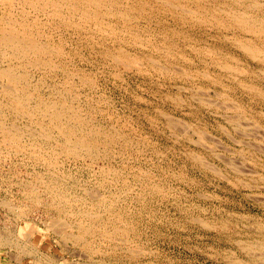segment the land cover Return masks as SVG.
<instances>
[{"label": "rangeland", "instance_id": "1", "mask_svg": "<svg viewBox=\"0 0 264 264\" xmlns=\"http://www.w3.org/2000/svg\"><path fill=\"white\" fill-rule=\"evenodd\" d=\"M262 2V9H264V0H262ZM42 16L43 15L41 14L39 15L40 18H45V16ZM172 18L173 17L168 15H157L153 19L151 18V20L142 18L137 25L146 30L145 34L144 32L142 33V31L141 34H144L145 36L149 35L152 37V39L149 37V40L155 39V41H157V39L159 41L160 36L165 33L163 30H167L168 37H171L173 34L172 31L168 29L173 28L181 31L179 34L180 37L178 39L174 38L179 45L173 46L172 49H182L185 56L191 61L187 60L185 56H176L175 64H172V66H178L173 67L176 69H180V66L182 67V70L189 65L188 67L191 69L189 70L188 67L185 69L189 70L190 73H193L191 75L188 72L186 77L182 74L176 75L175 77L169 76L170 79L165 75V77H162L163 75L156 77H154V75L152 77L138 73L133 69L127 70L122 66L108 64V62H106L101 56L100 48H94V45H91L92 41L89 37H86L85 34H83L84 36L79 35L84 38L79 36L78 38L75 34L62 32L63 35L59 39H62L63 42L60 44H63V52L66 51L67 53L65 52L61 61H66L65 63H68L70 66L68 68L70 69H78L79 72H75L74 74L71 73L69 77L71 76L70 81L75 83V87L78 89L79 93L77 95L78 97H75L74 94L71 93L75 87L73 86V88L70 89L65 84L64 86H66V90L61 88L62 94L60 92L56 94L61 96L67 95V98L82 106L84 113L87 110L86 105L87 108L91 107L88 110L90 111L91 116L94 115L91 118L92 122L99 123L105 128L114 129L115 127V130L118 131L120 135L124 136L127 145L120 146L121 144L119 143V145L117 144L115 146V149L110 148L108 150L110 158L108 161L106 160L105 167H112L113 169L115 168L114 170L118 171L121 170L124 179L126 178L128 182L127 186H129L130 190H128V192L121 189L123 186V177L122 180L119 178L117 181L114 178L110 179L107 174L101 175L99 171L97 172L96 170L98 169L99 164L102 163L101 161L96 164L95 162H92L93 164L90 163V165L88 164V160V162H86L83 159L72 160V158L68 159L62 157L63 159H60L61 166L59 163L58 166H54L56 170L50 169L49 171L46 166L39 162L35 165V163H31L30 160L23 159L21 153L17 155L13 154L4 159L1 158L0 199L4 200L6 198L5 200H13L14 207L13 209H9L7 206L0 204V235L3 233L2 235L4 237H9L11 239L9 244H2V246H0V264H233L234 262V264H248V257L250 256L245 250L239 251V239H241V241L249 242V240H254L253 238H255L254 245L262 244V242H264V231H262L264 230V153L261 152L262 149H264V118L263 116L262 118L260 116V112H264V102L259 95H256L257 93L255 94L253 91H250V89L248 90L246 86L244 87L245 89L242 88L243 84H240V81L238 82V80H245L246 83H248L247 85H250L249 82H251V84L254 83L253 85H257L256 87L258 88L260 87L264 94V74L256 71L257 73H255L256 75L253 77L254 73H249L250 70L246 72L247 68H254L256 63L254 60L250 59V57L245 56V54L239 50L240 48L234 45L235 43L233 42H235V40L232 34H230L231 31L228 33L232 38L229 34H227V36L223 35L226 34V31L221 34L220 30H213V28L209 26L206 27L203 24H193L192 26L191 24L182 23L183 25L181 26L180 21H176ZM133 24H135V22H133ZM153 28L154 31L152 30ZM149 30H152V34ZM50 33L53 34L52 39L57 42V40H59L58 36L61 33L55 30H52ZM155 33L157 34L156 38L154 37ZM182 35H185V38ZM219 35L222 38L218 37ZM146 38L142 39L143 41L141 40L140 42L148 44L147 42L149 40H146ZM133 41L125 38V40L118 43L121 44V42H123L122 45L131 52L157 54V49H153L149 46L140 47L137 44H134L136 47H132L133 43L139 42V40ZM105 43L110 44L113 43V41L108 39ZM183 43L195 44V48L198 50L202 48L207 51L208 48L214 47L216 51H221L222 54L215 55L216 57L214 54L213 56H209L208 54L207 56H204V54L199 56L197 54L194 55L193 51L195 50L190 48V46L186 45L181 48ZM70 45L72 47H70ZM202 49L201 51H203ZM73 51L76 52V54L78 53V55ZM223 52H230L235 55L236 58H239V60L234 61L233 59L232 61L231 59L229 61L230 57L228 55L226 56ZM208 56L209 58H207ZM218 56L219 59L217 58ZM226 57H229V59H226ZM213 58L221 60V63L229 65L233 64L234 68L236 67L238 71H231L230 69L223 71L225 68L219 69L216 63L211 61ZM223 58L229 62H225ZM182 59H186V61ZM203 59L205 60V63H203ZM209 62H212L211 65ZM234 62L237 63L235 64ZM237 64L239 65L237 66ZM241 64L246 68L244 69L245 72ZM195 68L197 70H195ZM201 69L207 70L211 77L205 76L204 79V77H202L204 75L201 74V72L203 73V70ZM196 71H199L200 74L197 72L198 74L195 75L194 72ZM227 71L232 72V75ZM46 73L47 74L42 78L43 82L40 85V93H44L45 95L49 89L48 87H52L55 84L57 88L60 86V83H63L62 79H64V74L61 73L60 70L51 73L46 71ZM189 75L191 76L189 77ZM249 75H251L250 79ZM80 76H91L92 78H90L92 80L90 85L80 83L82 78ZM177 76L179 78H177ZM47 78H49L50 81ZM216 78L220 79V83H223V85H221ZM178 85L180 87H178ZM197 91L200 92L197 93ZM223 92L225 93L224 95L227 94L228 96H224ZM220 93L222 97L217 95ZM68 94L70 96H68ZM176 95L181 97H178L181 99L180 101H177L178 98ZM193 95L202 96V100L203 98H206L207 100L205 99V101H207L208 104L204 100L205 103L202 102L201 99L200 101L197 100L198 98L196 99V96ZM193 97L195 98L191 99ZM226 101L228 102L226 103ZM216 104L218 105L216 106ZM222 104L224 106L228 105L229 108L227 106H225L227 108H224ZM230 115H233L234 117H230ZM232 117L233 119L230 120L232 122H230L229 119ZM235 117H238V122H240L241 125L243 124L244 127L249 125L248 128L250 126L251 128H247L245 131L244 129L235 128L233 125L235 124L233 121L237 120ZM172 119L176 121H174L175 123L178 122V126L175 124V126L172 127L168 124L169 120L171 121ZM21 121L22 120H17V123L20 124ZM166 125L169 126L166 127ZM199 130L204 132L202 140H198L199 136H197V134L199 133ZM185 131H187L186 135L184 133ZM51 145L52 144H50V146ZM258 145L261 147V151H259ZM207 146L209 147L207 148ZM195 156H200L202 161L199 158L198 161L200 162L198 163ZM230 162L231 164H229ZM204 163H207L208 165H205ZM232 163L235 164L233 165L234 167L230 166ZM31 178L32 180H30ZM106 179H109L110 181H106ZM147 179L150 182L147 181ZM28 182L31 183L29 184ZM144 182L149 184L147 185V188L145 187L147 191L144 189L141 196L140 192L143 189L142 186ZM23 183L26 186H24ZM44 183L50 185L49 190H52L50 192L56 193L54 191L56 188L58 192L65 189V196H68V199L71 197V201L75 202V204L73 203L74 208L78 205V202L84 200V198L85 201L89 199L87 197L89 194L87 195L85 189L90 190L92 188L90 191H103L102 193L108 192V194L114 192L113 198H116V207L120 209L122 218L125 220H127L126 218H129L125 221L128 224V228H130L129 231L133 229L131 231L133 232L132 234L131 232L128 233V236L130 237H127L129 241L126 247H128L130 243H132V246L135 244L134 248L139 250L140 253L136 256L138 259H136V257L133 258L132 255L126 253L125 245L120 241L112 242L97 236H90L91 238L89 237V241L93 242H90V246L95 250L100 248V251L97 250V252H95L88 248L89 246L87 245L83 246L79 243L81 245L79 246V244L73 243L70 239L65 240L60 235L59 231L54 229L55 227L53 224H50V222H52V219L50 218L59 214L63 216V214H61L56 207H54V209H52L53 206L48 207L47 204L48 202L50 203L51 197L49 198L50 192L48 191L47 193L45 191ZM51 183L54 185L52 186ZM152 184H154V186ZM37 185L39 188H37ZM21 186L31 190L33 189L32 187H34L33 190L34 192L37 190V194L33 193V196L31 194L27 196V190L21 189ZM82 186L85 188L83 189ZM155 186L160 187L161 189L163 187L164 191H161L163 192L161 193L163 196L155 192ZM115 187L118 192L120 191L122 194L120 192L118 193ZM33 197H37L36 199H39L42 202H35L34 205H32ZM17 207L19 208L17 209ZM101 215L105 216L103 211H101ZM65 217V220L69 219L68 216ZM130 218L132 220H130ZM196 220L199 221L197 222ZM26 225L30 229H28ZM205 226H208L209 228ZM260 226L263 227L260 228ZM33 228L34 230H32ZM51 229L53 231H51ZM254 234H256V236ZM93 239H95L96 242ZM101 239L103 241H101ZM63 240L65 241L63 242ZM133 241H135V243ZM106 243H108V245ZM115 243H119V245ZM11 244L13 246H11ZM92 244L94 245L92 246ZM97 246L99 247L97 248ZM25 248L28 250L26 251ZM110 249L112 253L110 252ZM34 251H36V253ZM254 252L259 253L260 250L257 249ZM116 257L117 259H115ZM258 259L260 260L259 262H263L262 264H264L263 257Z\"/></svg>", "mask_w": 264, "mask_h": 264}, {"label": "bare ground", "instance_id": "2", "mask_svg": "<svg viewBox=\"0 0 264 264\" xmlns=\"http://www.w3.org/2000/svg\"><path fill=\"white\" fill-rule=\"evenodd\" d=\"M262 6H263L262 0H0V159L1 158H3V159L8 158V157L12 156L13 154L17 155V154L21 153L23 156L22 157L23 159L30 160L31 163H35V165L37 162H39V163L43 164L44 166H46L49 171H50V169L56 170V168H54V166L59 165V163L61 161L60 159L62 157L63 158L66 157L68 159L72 158V160L73 159H83L86 162L89 161L88 164H90L92 162L93 163L95 162V164H96V163H99V161H101L102 163L99 164V166L97 164V166H98V169L96 170L97 172L99 171L101 175L107 174L110 179L114 178L117 181L119 178H121V180H122V177L124 179V176H123L121 170L118 171V170H114L115 168L113 169L112 167H108V168L105 167L106 160L108 161V159L110 158V154H108V150L110 148L115 149V146L117 144L119 145V143L121 144L120 146L125 145V144L127 145V141L124 139V136L120 135V133L115 130V127H114V129L113 128H105L102 125H100L99 123L92 122L91 118L94 115L91 116V113L88 110L89 108H91V107H89L91 104L88 106L89 108H87V105H86L87 110L84 113V109L82 108V106H80L77 103H74L72 100L67 98L66 97L67 95L61 96V95L56 94L58 92H60L62 94V89L64 90L66 88V86H64L65 84L70 89H72L73 86L75 87L76 85L73 81L72 82L70 81L71 76L69 77V75L71 73L74 74L75 72H79L78 69L68 68L70 66L68 65V63H65L66 61H64V60L61 61V58L64 56V54L66 52L65 50H64L65 52H63V48H62L63 44H60L63 41H62V39H59L63 35L62 32H66V33L68 32L71 34H75V36L77 35V37L79 35L85 34L86 37H89L90 40L92 41L91 45L93 44L94 48L95 47L100 48L101 56L103 57V59H105L106 62H108V64H113L115 66H122V67H124V69H127V70L133 69L134 71H136L138 73L148 75V76H152V77L154 75H155L154 77L159 76V75H163L162 77H165V76L175 77L176 75H181V74L185 75L184 77H186L188 75L189 70L191 69L188 67L189 65L187 66L189 68V70L185 69L187 67H185L181 70L182 67H180V66H179L180 69L173 68L175 65L172 66V64H175L174 62L176 61L175 60L176 56L177 57H184L185 56V53L183 52L182 49H181L182 51L172 49L173 46L179 45L178 42L174 40V38L178 39L180 37L179 34L181 31H179V29L178 30L173 29V28L168 29L166 27L168 30L172 31V33H173L172 35H174V34H177V35H174V36L171 35V37L170 36L168 37L167 30L166 31L163 30V32H165V33L162 34V36H160L159 41L157 39V41H158L157 42V41H155V39L149 40L150 38L152 39V37L149 35L145 36L144 34H145L146 30L142 29L143 27L140 28L137 25V23H139V21L142 18H146V19L151 20V18L153 19L157 15H165V16L168 15V16L173 17L172 19H175L176 21H180L181 26L183 25L182 23L191 24L192 26H193V24H198V25L203 24L206 27L209 26V27L213 28V30H216V31L220 30L221 34L223 32L225 33V31H226V34H223L224 36H227V34H229L228 32L231 31L230 34H232V36L234 37V40H235V42H233V43H235L234 45L237 46L238 48H240L239 50H241L242 53L245 54V56L250 57V59L255 61L256 64H255L254 68H257V69H254V68L248 69L247 68V71H246V72H248L250 70L249 73H251V74L254 73L253 77H255V75H256L255 73H257L256 71H259L260 73L264 74V9H262L263 8ZM40 14L45 16V18H40L39 17ZM133 22H135V24H133ZM149 22H147V23H149ZM166 28H164V29H166ZM202 28H204V27H202ZM211 28H209V29H211ZM52 30L53 31L55 30V31L61 33L58 36L59 40H57V42L52 39L53 34H54V32H53V34L50 33ZM152 30L154 31V28ZM141 31H142V33L144 32V34H141ZM156 33L154 36L155 38L157 37ZM151 34H152V32H151ZM160 34H158V35H160ZM57 35H58V33H57ZM247 35H250V36H247ZM83 36L82 37L79 36V37L84 38ZM182 36L184 37L185 35H182ZM172 37H173V40H172ZM218 37H220V35ZM230 37H231V35H230ZM125 38L130 39V41L139 40V42L133 43L132 47H134V46L136 47V45H134V44H137L140 47L149 46V47H152L153 49H157L156 50L157 54L154 55L153 53H146V52H133V51L131 52L124 45H122L123 42H121V44L118 43L120 41L125 40ZM145 38H146V40L147 39L149 40L147 42L148 44H145V42H144V44L142 42H140L142 39H145ZM220 38H222V37H220ZM108 39H111L113 41V43L106 44L105 41ZM228 39H229V37H228ZM114 42L117 44H115ZM230 42H232V41H230ZM124 44H125V42H124ZM186 45L190 46V48H193L195 50V51L192 50L194 52V55L197 54L199 56V55L204 54V56H207V54H208L209 56L210 55L213 56V54H214V56H215V55H218L220 53L222 54L221 51H218V50L216 51L214 47L208 48L206 51V49L203 50L199 46L203 50V51H201V49L198 50L195 48L196 47L195 44L193 45L190 43H188V44L183 43L181 48H183ZM232 46H233V44H232ZM70 47H72V46L70 45ZM199 47H197V48H199ZM145 48H147V47H145ZM151 50H150V52H151ZM74 53L76 54V52H74ZM68 54H69V52H68ZM173 54H177V55H173ZM224 54L226 56L228 55L230 57V59H229V57H226V59L228 58L229 61L231 59H232V61H233V59H234V61L239 60V58H236V56L230 52H226ZM76 55H78V53ZM209 56L207 58H209ZM185 58L187 60H189L188 57L185 56ZM217 58L219 59V56ZM186 59H182V60L186 61ZM216 59L213 58V59H211V61L213 63H216V65H217V67H219V69L225 68V70H223V71H226V69H230L231 71L232 70L238 71L236 67L234 68L233 64L229 65L226 63H221L222 62L221 60H216ZM224 59L225 58H223V60ZM189 61H191V60H189ZM208 61H210V60H208ZM224 61L227 62V60H224ZM192 62H193V60H192ZM192 62H191V64H192ZM203 63H205V60L203 61ZM211 63H210V65H211ZM238 65L239 64H237V66ZM241 66H242V64H241ZM175 67H178V66H175ZM244 69H246V68L243 67V70ZM57 70L58 71L60 70L61 73L64 74V76H63L64 79H62L63 83H60V86L58 85L59 87H57V88H56L55 84L52 87H48L49 88L48 91L46 92V90H45L46 95L44 93H40V85L43 82L42 78H44V76L47 74L46 71H48V73H51V72H55ZM178 70H180V71H178ZM195 70H197V69L195 68ZM201 70H203V73L201 72V74L204 76H202V75H200V76L204 77V79H205V76L211 77L210 73L207 70H205V69H201ZM243 70H241V71H243ZM229 71H227V72H229ZM197 72L199 73V71L194 72L195 75L198 74ZM227 72H225V73H227ZM244 72H245V70H244ZM192 73L193 72H191V73L189 72V74H191V75H192ZM229 73H231L230 75H232V72H229ZM81 74H82V72H81ZM222 74H224V73H222ZM235 74H236V72H235ZM77 75H79V74H77ZM191 75H189V77ZM80 77H82V76H80ZM83 77L81 78L80 83L90 85L92 77L91 76H90L91 78L89 76L88 77L83 76ZM194 77H196V76H194ZM237 77H238V75H237ZM177 78H179V77L177 76ZM233 78H234V76H233ZM245 78L248 79L247 77H245ZM250 78H251V75H249V79ZM47 79H49V78H47ZM169 79H170V77H169ZM230 79H231V77H230ZM184 80H186V79H184ZM217 80L220 83L221 80L220 79H217ZM49 81H50V79H49ZM51 81H52V79H51ZM211 81H213V80H211ZM239 81H240V84H243L242 88H244L246 86L248 90L250 89V91H253L255 94L257 93L256 95H259L264 102V94H263L262 90L260 89V87L259 88L256 87L257 85H253L254 83L251 84V82H249L250 85H247L248 83H246L245 80H238V82ZM240 84H239V86H240ZM221 85H223V83ZM178 87H180V86L178 85ZM195 90H198V89H195ZM198 92H200V91H197V93ZM71 93H73L75 97H78L77 95L79 92H78V89L76 87H75V89L72 90ZM224 94L225 93L223 92V95ZM208 95H209V93H208ZM217 95L221 96V93L217 94ZM68 96H70V95L68 94ZM193 96H196V95H193ZM197 96H196V99L198 98L197 100H199V101L201 99V101L204 102L206 99V98H203V100H204L203 101L202 96H198V97ZM224 96H228V95L226 94ZM178 97H179V95L177 96V98ZM199 97H201V98H199ZM173 98H174V96H173ZM179 98H181V97H179ZM194 98L195 97H193L191 99H194ZM227 98H226V100H227ZM178 99H177V101L181 100V99H179V100ZM209 100H211V99H209ZM76 102H78V101H76ZM205 102L207 103V101H205ZM227 102L228 101H226V103ZM217 105L218 104H216V106ZM214 106H215V104H214ZM225 106H227L229 108L228 105H225ZM225 106H224V108H227ZM239 107H240V105H239ZM98 111H96V112H98ZM101 112H102V110H101ZM262 112H260V116H261V118H262V116L264 118V112L263 113ZM94 113H92V114H94ZM231 116H233V115H230V117ZM233 117L231 119H229V121L232 120ZM236 118H237V120H235V121H237V122L233 121V123H235V124H233L235 126V128L242 129V130L244 129V131H245V129H247L249 125L247 124L248 126L245 125L246 127H244L243 124L241 125L240 122H238V117H235V119ZM17 120H22L23 123L21 121V123L18 124ZM174 121L175 120L172 119L171 121L169 120V123L168 122L167 123L169 125H171L172 127H174L175 124L176 125L178 124V122L175 123L176 121L175 122ZM165 122H166V120H165ZM230 122H232V121H230ZM168 126L166 125V127H168ZM179 127H181V126H179ZM187 128H188V126H187ZM249 128H251V126ZM183 130H185V129H183ZM201 131L202 130H199V133H198L199 135L196 132L197 136H199L198 140H200V139L202 140L204 137V132H201ZM241 132H243V131H241ZM184 133L186 135L187 131H185ZM248 133H250V132H248ZM205 136H207V135H205ZM237 141H239V140H237ZM196 143H198V142H196ZM202 143H203V141H202ZM50 144H52V145L50 146ZM209 146H207V148ZM255 147H257V146H255ZM255 147H254V149H255ZM258 147H259V145H258ZM211 149H212V147H211ZM260 149H261V147H259V151H261ZM261 152L264 153V149H262ZM199 158L202 161L200 156H195L196 161H198ZM199 162L200 161H198V163ZM28 163H30V162H28ZM204 164L206 165L207 163H204ZM229 164H231V162ZM233 165H235V164L232 163V165H230V166L234 167ZM240 165H242V164H240ZM38 166H39V164H38ZM60 166H61V163H60ZM206 167H208V166H206ZM209 169H210V167H209ZM212 169H213V167H212ZM59 171H61V170H59ZM34 172H36V171H34ZM237 172H239V171H237ZM235 173H236V171H235ZM46 174H47V172H46ZM219 174H220V172H219ZM43 176H46V175H43ZM56 176H54V177H56ZM32 177H35V176H32ZM58 177H59V175H58ZM34 179H36V178H34ZM30 180H32V178ZM102 180H104V179H102ZM107 180H109V179H106V181ZM71 181H73V180H71ZM140 181H141V179H140ZM145 181H146V179H145ZM147 181H149V180L147 179ZM28 183L30 184L31 182H28ZM36 183H37V181H36ZM54 183H56V182H54ZM122 183H123V186L121 189H123L124 191L130 190L129 186H127L128 182H127L126 178L123 180ZM122 183H120V184H122ZM25 184H27V183H25ZM148 184L149 183H147V182L143 183V186H142L143 189L140 192L141 196H142V192L144 191V189H146L148 187L147 186ZM23 185H24V183H23ZM32 185H34V184H32ZM38 185H37V188H39ZM44 185H45L44 186L45 191L47 193H48V191L49 192L52 191V190H49L50 189L49 184L44 183ZM51 185H52V183H51ZM152 185L154 186V184H152ZM24 186H26V185H24ZM63 186H64V184H63ZM83 186H82V188H83ZM150 187H151V185H150ZM32 188L34 189V187H32ZM89 188H91V187H89ZM21 189L27 190V192H26V193H28L27 196H29V194L32 195L33 193H36V191H37V190H35V192H34L33 189L31 190L29 188H24V187H22ZM115 189H116V187H115ZM249 189H250V187H249ZM85 190H86L85 192H87V195L89 194V196H87L89 199L87 201H85V198H84V200L78 202V205H76L75 208L73 206L75 204V202L71 201V197H70V199H68V196H65V189L64 190L62 189L58 192L57 188H56L54 190L56 193L50 192L49 198L51 197V201H50V203L48 202V204H47L48 207L53 206L52 209H54V207H56L57 210H59V212H61V214H63V216H61L59 214L57 216L54 215L55 217L50 218V219H52V222H50V224L51 225L53 224V226L55 228L51 225L50 226L53 227L54 229H56V231L58 230L60 235L65 240L70 239L71 241H73V243H76V244L80 243L83 246L87 245V246H89L88 248H90L92 251L97 252V250H99L100 248L96 249V250L94 248H92L90 246V244L93 242L89 241V237L90 236H97L99 238L106 239V240L112 241V242L120 241L121 243H124L126 253H129V255H132L133 258L138 256V254H140V253H139V250L134 248L135 244L132 246L131 245L132 243H130L128 245V247H126L128 244V241H129L127 237H130V236H128V233H130L133 229L131 231H129L130 228H128V224H127V222H125L129 218H126L127 220L122 218V213H121L120 209L116 207V203H115L116 198L115 199L113 198L114 192H110L108 194V192L102 193L103 191L102 192H98V191L96 192V191H90L89 189H85ZM101 190H102V188H101ZM111 190H113V189H111ZM154 190H155V192H157V194L163 196L161 194V193H163L161 191H164L163 187L161 189L160 187L155 186ZM146 191H147V189H146ZM22 192H24V191H22ZM117 192H118V190H117ZM47 193H45V194H47ZM120 193L122 194V192H120ZM123 194H124V192H123ZM82 195H81V197H82ZM144 195H145V193H144ZM47 196H46V198H47ZM72 196H73V194H72ZM115 196H118V195H115ZM124 196H125V194H124ZM36 198L37 197H35V198L33 197V200H32L33 204L32 205H34L35 202L36 203L42 202ZM5 199L4 200L0 199V204H2L3 206L4 205L7 206V208H9V209H13V207H14L13 202H12L13 200L10 201V200H5ZM139 199H140V197H139ZM45 201H46V199H45ZM15 204H16V202H15ZM18 208L19 207H17V209ZM46 209H49V208H46ZM101 211H103L105 216L101 215ZM65 216H68L69 219L65 220V218H66ZM130 220H132V219L130 218ZM196 221L198 222L199 220H196ZM259 222H260V220H259ZM260 224H261V222H260ZM28 226H29V224H28ZM222 226H225V225H222ZM263 226H260V228ZM135 227H133V228H135ZM205 227H208V226H205ZM28 229H30V228L28 227ZM32 230H34V228ZM51 231H53V230L51 229ZM262 231H264V230H262ZM30 232H33V231H30ZM132 233L133 232H131V234ZM2 234L0 235V244H1L0 246H2V244H9L11 239L9 237H4ZM21 234H23V233H21ZM55 234H56V232H55ZM256 234H254V235L256 236ZM254 235H253V237H254ZM24 238H26V237H24ZM262 238H263V236H262ZM27 239H29V238H27ZM95 239H93V240L95 241ZM102 239H101V241H103ZM253 239L255 240V238H253ZM65 240H63V242ZM254 240H249V242H246V241H241V239H239V244H240V246H239L240 250L239 251L245 250L246 253L250 256V257H248L249 258L248 264H262L263 262H259L260 260L258 258H261V257L264 258V242H262V244L254 245L255 244ZM26 241H28V240H26ZM133 242L135 243V241H133ZM108 243H106V244L108 245ZM119 243H115V244L119 245ZM12 244H11V246H13ZM80 244H79V246H81ZM93 245L94 244H92V246ZM96 245H99V244H96ZM124 245H123V247H124ZM98 247L99 246H97V248ZM251 247H253V248H251ZM114 248H115V245H114ZM118 249H119V246H118ZM257 249L260 250L259 253L254 252ZM27 250L28 249H26V251ZM121 250H122V248H121ZM34 252L36 253V251H34ZM87 252H88V250H87ZM110 252H111V249H110ZM114 252H113V254H114ZM28 253H29V251H28ZM116 253H118V252H116ZM110 255L113 256L112 254H110ZM130 258H131V256H130ZM115 259H117V257ZM136 259H138V258L136 257ZM50 260H52V259H50ZM234 261H235V259H234ZM240 261H242V260H240ZM229 263H231V262H229Z\"/></svg>", "mask_w": 264, "mask_h": 264}]
</instances>
